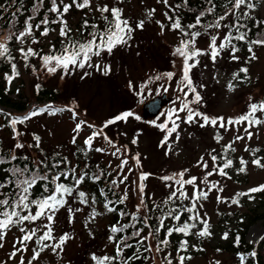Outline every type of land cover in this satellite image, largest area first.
<instances>
[{"label":"snow or ice","instance_id":"1","mask_svg":"<svg viewBox=\"0 0 264 264\" xmlns=\"http://www.w3.org/2000/svg\"><path fill=\"white\" fill-rule=\"evenodd\" d=\"M15 2V0H14ZM42 3V0H39ZM166 6L175 7L179 9L182 5H169L168 0H163ZM258 0H224V7L221 11L217 12V5L215 0H207L205 6L198 9L194 15V20L184 24L181 21L179 15L170 16L167 12L164 13L165 18L168 20V27L171 30H176L180 36L178 44L173 48V54L179 55L182 58V69L180 78L176 81L177 92L176 101L179 102L177 105L175 102L165 110V118L162 122L157 124V121H150L151 124L157 125L160 129L164 130L163 138L160 141L163 144L169 141V136L173 132L176 133L177 138L179 133L176 131L179 126V122L183 123H198L204 126L207 123H211L214 126L224 127V118L221 116H209L203 112L199 107H193L203 102L201 93L198 91L199 88L205 87L203 84L197 85L190 76V69L199 63V56L202 54H208L210 59L215 62L216 58L221 54L225 48H230V59L239 60L240 57L234 55L238 51L237 44L234 41H247L248 53L251 58H255L252 45L259 44L264 45V34L257 36L255 39H249L248 32L246 31L247 25L243 21L249 19L252 16L253 10L257 7ZM187 4V0H183V5ZM75 6L78 9L93 10L92 0H70V2H64V0H51L50 11L55 13V19L49 21L47 16L35 25L36 28L40 27V24L48 25L51 23H60L59 34L63 38L61 41V48L55 49V45H50V51L47 54L40 55L33 47H17L15 50L20 53L21 57L28 63L29 57L40 55L42 61L41 67L47 72H56L57 68L63 70L64 74H71L76 69L84 70L86 68H95L97 72L103 73L107 76L111 72V64L105 60V54L111 55L113 49L117 46H124L130 44L132 34L135 29H142L145 24V19L136 21L133 25L130 23L128 18L123 16V9L118 5L109 3H97L95 5V12L99 13L98 20L103 21V26H99L97 22L84 19L82 21V30L86 32V35L82 38H75L71 33V29L67 27L66 20L64 19V13L68 12L69 8ZM0 8H4V5H0ZM8 9L4 8V11ZM22 10L16 9V13ZM155 12V9H147L146 15L150 18ZM16 13L13 14V20L15 19ZM211 17V20H207V17ZM13 20L9 21L10 29L13 30V34L7 37V42H0V58H3L9 62L11 69L10 73H5L4 79L6 82L18 76L16 63L14 57L11 55L10 49L13 47L14 42L23 45L26 40L31 43L37 41V37L33 35V25L31 23L32 17L29 16L23 22V27L16 30ZM227 20V23L225 21ZM258 23H264V20H258ZM155 23L159 25L161 33L166 29V25L161 20H156ZM89 29H91L89 31ZM208 29H227L222 38L220 32H210L209 43L207 49H201L196 47L197 38ZM50 31L49 27L45 26L40 30L41 35H47ZM95 57V60L93 59ZM175 63V61H173ZM243 73V75H240ZM88 71H83V77L88 76ZM177 74L174 71H165L163 73H156L150 75L148 78L141 82L139 90L133 85L131 81L128 82L129 88H131L137 96L143 99L142 92L145 87L152 81H161L156 86L155 91L157 93L168 91V81H172ZM232 80L227 83V88L232 90L236 87L233 80L245 81L248 79V68L245 65H241L238 71L231 74ZM38 87V86H37ZM7 90V89H6ZM147 91L151 93L152 88H148ZM191 94V95H189ZM247 106V111L228 118V125L230 126L233 122L240 124L241 122H247V126L252 124H259L262 121L259 117L255 116L256 112L264 113V99L253 100ZM155 107V105H154ZM158 110V109H157ZM48 111L54 113L59 109H54L51 105H45L41 107H33L24 115L11 116V119L7 121L12 125V133L14 139H17L12 147L22 148L23 144L18 142L20 133L17 131L15 125L18 122L27 121L31 117ZM73 118L76 117L77 113L75 108H72ZM181 114V115H178ZM130 116H135L137 120L139 116L131 110H125L111 116L105 120L103 124L97 127L87 121L80 120L75 124L74 132H78L82 125L92 129L84 139V145L86 150H92L93 140L97 136H102L103 139L115 148L112 152L113 155H120V164L118 167L121 172L117 173V177H120L118 181L113 178L108 183L98 189L99 195L103 198V208L107 211H112L116 205L123 204L127 200V189L119 195L115 192L111 194L115 196V199H110L106 194L109 191V186L114 188L118 182H123L127 177L123 174V168L128 162L127 149L124 153H121L120 148H116V142L113 141L103 131L108 125L127 119ZM219 121V125L217 122ZM140 130L138 129L137 132ZM245 134L251 138L252 133L245 131ZM240 135H236L235 139L239 140ZM215 139L219 141L221 139L219 133L215 136ZM33 140L36 142V146H39L40 137L33 135ZM73 143H75V136L73 137ZM132 143H136V137H133ZM248 146L245 145V148ZM232 149V142L225 144L222 148L223 155H217L213 152H209L207 155L211 158V170H208V162L204 159V156L196 161V164L205 169L204 179L200 182L205 184V188L199 187L198 176L190 175L185 178V173L188 169H182L178 173H173L172 176L160 177L163 181H169L166 187H169L171 191L164 196V198L158 202H153L151 207L146 203V194L144 192V180L149 173L141 171L139 172V189L138 198L139 202L135 205V210L125 211L123 208L116 209L120 217H127L126 222L121 223L117 220L115 223L109 226L108 240L114 243L113 254L96 255L91 254L93 264H132L133 261H151V257L143 255L146 252L153 251L152 240L156 241L155 251L161 252L170 243V237L173 233L178 234V241L175 251L177 253L175 258V264H184L185 259H190L191 254L189 252V242L186 239L189 234L195 236H209V220L206 215H201L198 208L202 205L199 201L207 198L208 192L213 188L217 190V201L227 200L230 203L240 204L239 197L246 196L248 193H254L260 190H264V183H261L254 187H249L243 191L236 192L231 199L219 195L220 189L217 185L218 182L213 183L208 181L206 178L211 176L214 172H218L219 175L227 177L230 169L233 165V159L227 155ZM96 151L104 152L106 148L97 147ZM258 151V150H257ZM21 159V157L15 152L0 153V161L8 163L10 166L6 169V174L3 178H0V246L12 227H18L22 233L16 237L13 241L12 251L9 258L16 255L17 252L27 251V241L34 239L35 246L32 249V254L27 264H32L40 252L43 249L50 248L54 254L59 255L63 251V244L69 239V233L63 231L55 234V218L57 211L60 207L67 204L69 197H74L81 205H89V193L83 190L80 186L86 179H90L92 182L101 180L103 173L97 174L93 172L90 176L89 173L83 170H79L77 165H74L67 157H59L58 154H54V157L49 163L47 157H38L31 164H24L23 166H17L14 161ZM27 160V157H23ZM131 159L135 161V165H140V159L138 154L132 156ZM247 161L243 158H239V166L236 167L238 173L247 171ZM252 164L264 167V160L259 156H254L251 161ZM63 165L64 167H61ZM88 165H85L87 168ZM132 168H128V172L131 173ZM63 177V180L61 179ZM71 177V179H69ZM174 181V182H173ZM185 185H192L191 195L188 194ZM41 188V194L38 196L33 195L34 187ZM252 199L251 196H248ZM189 201L184 203V201ZM179 201V203L177 202ZM97 196L91 195V205L97 203ZM143 209V213L141 210ZM80 211V209H76ZM69 216L68 222L71 223L73 220L72 212L73 209H68ZM187 214L186 219H182V215ZM98 215L95 207L91 208L89 213V219H93ZM241 219H243L241 217ZM42 221L43 227L41 228L34 222ZM28 222V223H25ZM29 224L32 226L29 227ZM139 225V226H137ZM131 228V232L128 233L125 230ZM147 228V234L141 235L143 230ZM163 231V238H161V231ZM192 230H195L194 232ZM123 233L122 235H118ZM224 238H227L228 233L223 234ZM260 238H264V234ZM235 244H239V236L234 240ZM131 255H128L125 250L133 249ZM191 248L196 249L198 245L192 244ZM59 249V251H58ZM202 250V249H201ZM219 250V249H218ZM256 251L249 250L245 253H237L239 264H245L248 261L252 264V261L256 258ZM18 264H25L24 257L21 254ZM161 264H174L171 253L165 252L161 260ZM219 264V261H216Z\"/></svg>","mask_w":264,"mask_h":264},{"label":"rangeland","instance_id":"2","mask_svg":"<svg viewBox=\"0 0 264 264\" xmlns=\"http://www.w3.org/2000/svg\"><path fill=\"white\" fill-rule=\"evenodd\" d=\"M100 2L122 6L124 16L128 18L133 25L136 21L145 19L144 27L134 30L130 44L116 46L110 56L105 54V60L111 64L112 69L109 77H112L113 73L117 71L116 75L113 77L115 81L109 80V77H104L103 73L97 76L95 68H86L84 70L76 69L72 73L73 77L67 80L66 85H63L68 89L67 92L74 91L78 96L79 100H74L76 105L73 106L77 113L76 117L73 118V113L70 111L62 113H49L45 111L31 117L27 121L20 122V126L18 124L16 125L17 131L22 133V136L25 134L29 137L30 131H32L40 135L41 139L48 145L70 144L73 142V137L75 136V142L82 143V139L86 137L92 129L85 124L82 125L78 132H74L75 124L80 120L89 122V119L85 116L87 114L94 120L91 124L99 127L101 125L100 121L106 116L111 117L116 115L123 107H127L129 105L128 102L132 100L131 94L133 90L130 88L128 91L126 90V82L131 81L139 90L141 84H139V82L147 68L155 70V74L163 73L170 69L177 74L172 81L167 82V92L173 97V100L167 105L165 110L174 102L177 105L179 104V102L176 101V95L178 94L176 81L181 75L182 59L178 58V61L176 60L175 63H173L167 58L170 55L168 45L173 43L175 39L173 32L167 27L165 31L161 33L159 25L155 23L156 20L165 22L161 5L157 4V0H92V4L94 5ZM153 8L155 12L148 18L146 10ZM262 13H264V7L262 8ZM54 37L55 34L51 35L48 39H53ZM257 55V59L251 66V72L253 74V82L256 81L260 84L264 82V49L258 51ZM93 59L95 60V57ZM169 61L172 62V65ZM41 63L38 70V72H40L38 77L41 75V79L45 81V85L54 86L57 81L55 77L63 75V70L57 68L54 75L55 77H50L51 75H49V72L41 67ZM222 66L223 64L219 62V56L216 58L215 62H213L208 54H202L199 56V63L190 69V73L196 78L197 81H195V83L197 85H205L203 88L198 87L203 102L198 105H193V107H199L209 116L223 117L225 122L224 127L214 126L210 122L204 126L195 122H179L178 129L176 130L179 133V137L177 138L176 133L173 132L169 136V141L159 146V142L163 138L164 130L160 129L157 125L155 129L153 128L152 130L145 126H137V119L130 116L127 119L116 121L107 126L106 129L109 130V133L112 134V132H114V135L118 138L122 133L126 142L121 144V141H115V147L120 148L121 153H124V150L127 149L128 146L131 148V151L128 152L127 150L126 153L129 157V166L133 165L135 162L131 157L135 156L134 154H138L142 164L140 169L160 173H165V171L170 172L171 170L178 173L182 169H188V172L185 173V178L190 175L198 176L199 179L197 183L201 189H204L205 184L200 181L204 179L203 174L206 170L196 164V161L201 155H203L204 159L208 162V170H211L212 162L210 156L207 154L209 152H213L214 154L222 153L221 150L223 146L230 141L232 142V149L230 152L236 155L238 161L240 157L246 159L251 149L256 150L257 147H261L264 150V122L252 124L251 126H247V122H241L240 124L233 122L230 126L228 125L229 117H234L247 111V106L251 102L249 97H252L253 100L257 98L258 87H250L248 89L235 87L229 90L227 88V74ZM83 71H88L93 78H83L79 81L74 75L78 74L79 76ZM38 77L24 76L22 79L24 83L22 91L25 96L27 94L31 98V85ZM160 83L161 81L158 80L150 82L142 92V96L150 97L157 94L155 88ZM148 88H152L153 91L149 93L147 91ZM119 89L121 90V95H119ZM36 103L35 100H32L29 102V106ZM8 110L11 109L8 108ZM165 110L162 115L154 119L157 121V124L164 120ZM178 115L181 114L178 113ZM254 115L264 121V114H262V112H256ZM148 124L154 127V124L150 122ZM217 125H219V121ZM138 129L140 130L139 132H137ZM245 131H250L252 133L251 138L245 134ZM217 133H219L221 137L219 141L215 139ZM236 135H240L241 138L239 140L235 139ZM134 136L138 143H132ZM93 144H95L96 147H109V160L114 163L120 162L121 156L119 154H112L115 148L109 145L102 136L94 138ZM245 145L248 147L245 148ZM255 156L262 158L260 153H257ZM162 167H165V169L162 170ZM248 170L246 180L244 177H240V181H232L228 179V177L219 176L218 172H214L206 179L213 183L218 182L217 186L222 189L219 195L227 197L230 200L236 192L264 183V168L248 167ZM236 172H232V176H236ZM138 183H140L139 175L135 174L131 177L133 191L137 189ZM158 183L160 182L147 178L144 180V185L149 187L153 184H156L158 187ZM185 188L188 194L191 195L192 185H185ZM241 200L246 204L244 207L240 208L242 211H246L250 207H255L257 203L254 199H249L248 195L242 196ZM216 201L217 190L213 188L208 192L207 198L199 201V204L208 212H212L214 207L213 202ZM218 202L224 208H227L229 203L227 200ZM72 207H78L80 211L73 209V220L71 223L68 222V211H66L62 218L55 219V234L58 236V234L63 231L69 233L70 238L63 244V251L57 255L54 254L51 249L44 250L32 261V264H43L45 261L55 262L56 258H58L60 263L75 264L74 262H76L77 259L75 261L72 260L77 255V251L84 253L85 251L82 250L84 248L93 251L98 247L97 243L89 241L95 239L97 234L101 232V228L105 224V218L101 217V215H96L90 220L89 212L78 201H76ZM233 208L234 207H230L227 209ZM263 231L264 221L259 220L249 227L246 238L248 241L255 242ZM18 236H20V234L17 231H8L2 246H0V264H18L21 254L24 257L25 264H27L32 254L31 251L35 246L34 240L26 242L28 244L27 251H23L22 253L17 252L14 257L9 258L13 241ZM90 254L91 252H88V255ZM193 264H212V262L208 259H198L195 260Z\"/></svg>","mask_w":264,"mask_h":264},{"label":"trees","instance_id":"3","mask_svg":"<svg viewBox=\"0 0 264 264\" xmlns=\"http://www.w3.org/2000/svg\"><path fill=\"white\" fill-rule=\"evenodd\" d=\"M168 1H169L168 3L169 5L174 6L176 4H181L182 6L179 9H176L175 7L166 6L164 13L167 12L170 16L179 15L182 23L184 24H187L191 22L192 20H194V15L197 12V10L201 9L207 3V0H187V4L183 5V0H168ZM64 2H70V1L64 0ZM50 3H51V0H42V3H40L39 0H15V2L14 0H0V5H4V8L8 9L7 11H4V8H0V42L6 43L7 37L13 34V30H11L9 26V21L13 20V14L16 13V9L20 8L21 5H22V10L19 13H16L15 19L13 20L16 30L21 29L23 27L24 20L27 19L29 16H31L32 17L31 23L33 25V35H35L38 38L35 43H31L29 40H26L23 45H20L14 42L13 47L10 49L11 55L14 57V62L16 63L17 71L19 73V75L15 77L19 79H20L21 67L24 64L28 66L29 63H31L34 59L40 58V55L49 53L50 50L49 51L44 50L43 45L41 44L43 39L54 31L59 32V28H60L59 22L57 23L50 22L48 25L40 24L39 28L35 27V25L39 23L42 19H44L45 16H47L49 21H52L53 19H55V13H52L50 11ZM58 3H59V0H58ZM215 3L217 5V9H216L217 12L221 11V9L224 7V0H215ZM263 3H264V0H258L257 7L253 10L252 16L249 19L243 21V23L247 25L246 31L248 32L249 39H255L257 36L264 34V23L257 22L258 20H264V17H260L256 14V12L260 9V6ZM94 9L92 11H89L88 9H78L73 5L72 7L69 8L68 12L64 13V19L66 20L67 27L71 29L70 34L73 37L79 39L86 35V32L82 30V21L84 19H89L90 21L97 22L99 26H103V21L97 19L99 17V13L95 12ZM72 14L78 15L76 19L71 20ZM207 20H211V17L210 16L207 17ZM225 23H227V20L225 21ZM45 26L49 27L50 31L48 32L47 35H41L40 30ZM90 30L91 29H89V31ZM226 30L227 29H220V30L208 29L206 32H203L202 34L208 35V33L213 32V31H219L220 34H224ZM58 35H59L58 39L55 42H53L54 43L53 45H55L56 50H59L61 48V41L63 39L60 36V34ZM234 43L237 44L238 51H243L245 47L248 48L247 41H234ZM255 45L256 44L252 45L253 49ZM17 47H24V48L33 47L34 49L38 51L40 55L29 57L28 63H25L20 53L15 50ZM10 72H11V69L9 66V62L3 58H0V104L6 107H12V108L20 110L25 107V103L20 100L16 101L13 98L9 97L8 94H6V91H8L7 85L9 82L5 81L4 75L5 73H10ZM247 80H249V78ZM259 88H261L262 90L259 89V95L256 100L264 99V85L259 84ZM40 94L54 95V90L52 89H45V91L41 90ZM0 118L2 119L1 124L6 123V117L4 114L0 113ZM5 152L11 153V150L8 147H6V145L0 138V153H5ZM54 154H58L59 157H66L55 151L53 152L42 151L33 156L29 154H18L21 157V159H18L14 161L13 163H15L17 166H23L26 163L31 164L38 157H41V158L47 157L49 160V163H51L54 157ZM25 156L27 157V160L23 159V157ZM88 156L89 154L87 155L86 158H89ZM73 164L77 165L79 170L88 172L89 176L93 172H95V164L90 162L88 159L84 160L83 162L80 161V162H76ZM86 164L88 165L87 168H85ZM9 166L10 165L8 163L0 161V178H3L5 176L6 169ZM61 167H64V166L61 165ZM98 171L101 172L102 170H98ZM61 179L63 180V177H61ZM69 179H71V177H69ZM106 184H107V180L102 184H98V183L92 182L90 179H86L82 183L81 186H84L91 195L93 194L96 195L98 203L102 204L103 198L99 195L98 189H100L101 187H104ZM109 189H110L109 191H106V194L110 198L112 196L111 193L114 192V189L111 186H109ZM40 194H41V188L38 186L34 187L33 195L38 196ZM262 194L263 196L261 197V203L258 204V206L255 209L253 210L251 209L248 212H245L243 214L241 213V215L239 216L236 215L235 226L231 232V235L228 236L225 241L221 242L219 239H216L214 245L212 244L206 245L209 242V237L211 235L195 236V235L189 234V236H187L186 239L189 242V252L191 254V258L197 255H203L209 246L210 248H212L218 253L226 252L227 256L230 259L228 264H239L237 253L239 252V253L246 254L249 250L254 249L257 255H256V258L252 261V264H264V238H262L261 241H259L255 247L250 246V244L247 243L245 240V232L248 226L252 224L253 222H255L256 220L264 219V193ZM177 202L179 203V201ZM184 203H187V202L184 201ZM148 206L151 207V204H149ZM120 208H123L125 211L135 210L129 207L126 201L123 204L116 205L112 211L106 210L108 214H110L112 217V220L110 221L108 225V234H109V226L111 224L115 223L117 220H120L121 223L126 222L127 220V217H124V218L120 217L118 211L116 210ZM141 213H143V209L141 210ZM186 216L187 214L182 215V219H186ZM241 217L243 219H241ZM131 230L132 229L129 228V229H126L125 231L130 233ZM147 231L148 229L145 228L143 232L141 233V235H146ZM163 231L164 230L162 229L161 238H163ZM192 231L194 232L195 230H192ZM209 231L211 232L210 225H209ZM122 234L123 233H120L118 235H122ZM237 236H239V244L234 243V240H236ZM169 239H170L169 245L166 248H164L161 252L157 253L158 258L160 259V264H161V260L165 252L171 253V256L175 264V258L177 255L175 248L177 246L178 234L173 233ZM152 243L155 246L156 241L152 240ZM112 244L114 246L113 242ZM192 244L198 245V248H196L195 251H192L191 249ZM133 250H135V246H133V249H126L125 252L128 255H131V252ZM143 255L150 256L149 252H146ZM185 260H189V259H185ZM132 264H152V263L151 261L148 262V261H144L141 259L139 261H133ZM245 264H249V262L245 261Z\"/></svg>","mask_w":264,"mask_h":264},{"label":"water","instance_id":"4","mask_svg":"<svg viewBox=\"0 0 264 264\" xmlns=\"http://www.w3.org/2000/svg\"><path fill=\"white\" fill-rule=\"evenodd\" d=\"M155 105V107H154ZM146 109L151 110V111H156L158 109V105H156L155 101H150L144 106Z\"/></svg>","mask_w":264,"mask_h":264}]
</instances>
